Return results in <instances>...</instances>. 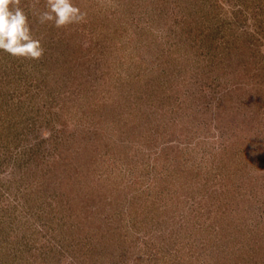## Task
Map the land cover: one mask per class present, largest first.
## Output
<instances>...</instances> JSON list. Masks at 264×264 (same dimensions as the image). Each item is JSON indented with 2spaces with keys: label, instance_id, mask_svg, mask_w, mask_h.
Here are the masks:
<instances>
[{
  "label": "rangeland",
  "instance_id": "obj_1",
  "mask_svg": "<svg viewBox=\"0 0 264 264\" xmlns=\"http://www.w3.org/2000/svg\"><path fill=\"white\" fill-rule=\"evenodd\" d=\"M0 50V264H264V0H73Z\"/></svg>",
  "mask_w": 264,
  "mask_h": 264
},
{
  "label": "clouds",
  "instance_id": "obj_2",
  "mask_svg": "<svg viewBox=\"0 0 264 264\" xmlns=\"http://www.w3.org/2000/svg\"><path fill=\"white\" fill-rule=\"evenodd\" d=\"M40 24L52 23L56 28L86 22L87 13L73 0H46L45 10L38 14ZM0 50L13 57L39 60L45 49L32 34L21 0H0Z\"/></svg>",
  "mask_w": 264,
  "mask_h": 264
}]
</instances>
